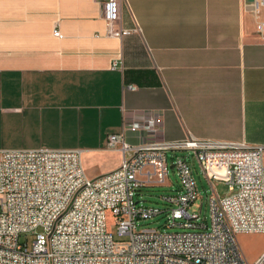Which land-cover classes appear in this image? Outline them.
Wrapping results in <instances>:
<instances>
[{
  "label": "crops",
  "instance_id": "0c3cea01",
  "mask_svg": "<svg viewBox=\"0 0 264 264\" xmlns=\"http://www.w3.org/2000/svg\"><path fill=\"white\" fill-rule=\"evenodd\" d=\"M259 20L264 6L253 15L245 0H120L131 31L116 37L98 0H0V151L77 148L101 163L83 165L96 177L123 157L107 136L149 115L161 132H126L131 144L190 134L264 146ZM238 240L248 262L262 256L264 234Z\"/></svg>",
  "mask_w": 264,
  "mask_h": 264
},
{
  "label": "built area",
  "instance_id": "2783aa9c",
  "mask_svg": "<svg viewBox=\"0 0 264 264\" xmlns=\"http://www.w3.org/2000/svg\"><path fill=\"white\" fill-rule=\"evenodd\" d=\"M98 1L108 36L131 31L119 25L120 0ZM245 4L254 15L264 0ZM255 26L264 36V21ZM161 130L160 117L149 115L109 134L107 145L123 157L96 177L85 173L77 148L1 150L0 264H260L264 252L248 262L238 236L264 234V146L190 134L136 144L126 137ZM194 160L210 186L208 221L191 209L201 197ZM214 181L228 191L217 193ZM156 186L170 188L158 195L161 204L136 197L142 187ZM160 215L165 228L139 227Z\"/></svg>",
  "mask_w": 264,
  "mask_h": 264
},
{
  "label": "rangeland",
  "instance_id": "374dc122",
  "mask_svg": "<svg viewBox=\"0 0 264 264\" xmlns=\"http://www.w3.org/2000/svg\"><path fill=\"white\" fill-rule=\"evenodd\" d=\"M170 154L171 152L167 153L169 167L171 166ZM82 162L85 167L87 165H92V164L97 165L96 166L97 168L101 167V163L97 159H94L89 152H83ZM193 165H194V168H193L194 176L198 182L201 197H199L195 201L191 209L200 211L201 216L202 217L205 216L206 220L208 221V207L206 204V196L210 192V186L207 180L205 179V177L200 173L199 168H198V163L195 160L193 161ZM169 176L171 180L173 181L172 187H176L177 186V176L171 169H170ZM213 184H214L215 190L219 194H225L228 191V185L224 182L214 181ZM168 189L170 188L165 187V186L142 187L140 191L138 192V194L136 195V197H138V199L140 200H143V203L147 205L161 204V201L158 200V195L165 191H168ZM200 201H202L201 209L198 208V203ZM165 222H166L165 216L160 215V216L154 217L146 221H141L139 223V227H150V228H161L162 229V228H165L164 226ZM22 238L23 236H21V239ZM114 238L117 241L126 239L124 236H121V237L115 236Z\"/></svg>",
  "mask_w": 264,
  "mask_h": 264
},
{
  "label": "water",
  "instance_id": "95a60500",
  "mask_svg": "<svg viewBox=\"0 0 264 264\" xmlns=\"http://www.w3.org/2000/svg\"><path fill=\"white\" fill-rule=\"evenodd\" d=\"M245 2H246V3H249V2H251V0H246Z\"/></svg>",
  "mask_w": 264,
  "mask_h": 264
}]
</instances>
